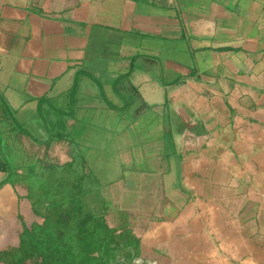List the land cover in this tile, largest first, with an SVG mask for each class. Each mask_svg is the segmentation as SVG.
I'll use <instances>...</instances> for the list:
<instances>
[{
  "label": "crops",
  "instance_id": "obj_1",
  "mask_svg": "<svg viewBox=\"0 0 264 264\" xmlns=\"http://www.w3.org/2000/svg\"><path fill=\"white\" fill-rule=\"evenodd\" d=\"M35 171L121 264H264V0H0V249Z\"/></svg>",
  "mask_w": 264,
  "mask_h": 264
},
{
  "label": "rangeland",
  "instance_id": "obj_2",
  "mask_svg": "<svg viewBox=\"0 0 264 264\" xmlns=\"http://www.w3.org/2000/svg\"><path fill=\"white\" fill-rule=\"evenodd\" d=\"M34 179L33 221L24 224L19 214L9 227L0 249V264H121L112 256L117 249L106 246L113 243L106 239V223L100 221L101 225L91 229L88 211L93 202L88 201L86 189L79 187L78 200L73 193L48 200L43 194L52 188L59 190L58 180H45L37 172Z\"/></svg>",
  "mask_w": 264,
  "mask_h": 264
},
{
  "label": "trees",
  "instance_id": "obj_3",
  "mask_svg": "<svg viewBox=\"0 0 264 264\" xmlns=\"http://www.w3.org/2000/svg\"><path fill=\"white\" fill-rule=\"evenodd\" d=\"M68 196L71 195V193L67 194Z\"/></svg>",
  "mask_w": 264,
  "mask_h": 264
}]
</instances>
